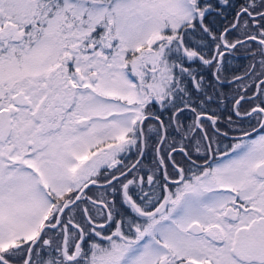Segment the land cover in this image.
Listing matches in <instances>:
<instances>
[{
  "label": "snow or ice",
  "instance_id": "6c2138e0",
  "mask_svg": "<svg viewBox=\"0 0 264 264\" xmlns=\"http://www.w3.org/2000/svg\"><path fill=\"white\" fill-rule=\"evenodd\" d=\"M0 264H264V0H0Z\"/></svg>",
  "mask_w": 264,
  "mask_h": 264
}]
</instances>
